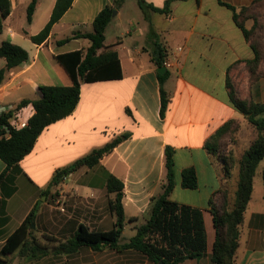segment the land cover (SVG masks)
Masks as SVG:
<instances>
[{"label":"crops","instance_id":"0c3cea01","mask_svg":"<svg viewBox=\"0 0 264 264\" xmlns=\"http://www.w3.org/2000/svg\"><path fill=\"white\" fill-rule=\"evenodd\" d=\"M115 1L75 0L54 25L47 41L35 44L31 37L48 24L57 0H38L30 24L27 22L30 3L10 0L11 12L3 21L0 45L11 41L28 52L29 60L5 73L0 86V105L17 108L23 100H37L41 97L40 85L71 86L70 76L56 57L86 51L90 42L73 39L62 46L58 42L75 32H92L95 18ZM142 1L162 12L149 8L143 11L139 0H123L105 33V46L119 55L122 78L82 83L73 114L48 126L32 152L19 163L21 172L16 177V192L9 198L0 192V203L6 199L5 216L1 215L0 207V251L37 204L40 207L37 223L44 233L61 241L73 238L81 225L91 231L112 230L116 218L109 212L106 190L110 176L124 184L122 203L126 222L122 237L128 228L135 232L134 227L148 219L152 199L162 193L166 182L165 150L170 147L174 151L176 174L169 199L201 209L207 233V253L180 264H214L211 256L216 231L208 206L210 202L222 206L224 194L231 201L237 181L234 190L227 186L223 171L217 170L218 165L205 145L227 122L239 120L229 101V69L240 61L254 59L250 45L233 20V12L220 3L234 7L237 12L254 5L262 17L264 7L257 5L259 0H174L169 6L170 0ZM252 26L253 21L246 23L247 29ZM235 28L241 32L244 45L232 42L238 37ZM157 45L163 49L164 63L172 64L166 71L169 76L164 84L169 98L164 118L159 68L153 60ZM5 64L0 59V70ZM17 113L22 120H28L35 110L30 105ZM122 135L129 137L97 166L81 168L48 191L47 197L43 196L57 171ZM6 168L0 160V174ZM190 168L198 176L199 186L195 190L182 187L181 173ZM57 195L58 208L51 205ZM253 195L254 191L241 227L236 264H264V193L256 199ZM12 224L15 226L11 230ZM83 250L88 254L100 253L82 248L73 255L59 256L70 258L81 255ZM115 253L108 264H153L135 251ZM82 258L76 264L98 263L97 257L94 261Z\"/></svg>","mask_w":264,"mask_h":264},{"label":"trees","instance_id":"16d2710c","mask_svg":"<svg viewBox=\"0 0 264 264\" xmlns=\"http://www.w3.org/2000/svg\"><path fill=\"white\" fill-rule=\"evenodd\" d=\"M75 0H57L50 21L37 35L31 37L35 44H42L49 38L52 29L65 13L72 7ZM174 0L168 2V6ZM123 3L116 0L113 6H106L95 18L93 31L90 33L75 32L72 37L59 41L62 46L73 39H87L90 47L86 51L78 50L56 57L60 65L65 69L72 80L71 86H47L40 85L41 97L37 100H23L16 110L27 106H33L35 113L29 119V126L25 129H11V137L5 138V127H9V120L14 112H9L0 117V160L6 165V171L0 174V192L5 198H9L16 192V177L21 172L18 165L28 156L39 136L51 124L63 120L73 114L80 98L82 83H94L99 81L119 80L122 78L121 63L117 51L105 46L106 30L113 20V13ZM38 0H31L27 7V22L30 24L37 7ZM141 9L147 8L162 12L151 6H146L139 0ZM233 12V20L241 29L245 40L249 43L254 59L247 64L258 66L262 58L261 52L252 40V28L258 26L262 15L257 13L255 6L237 10L224 3ZM264 7V0H259L257 5ZM10 0H0V33L3 31V21L10 15ZM253 21L251 29L246 28V23ZM0 59L5 61V68L0 70V86L3 84L5 73L25 64L29 60V54L22 47L4 41L0 45ZM153 60L158 68L163 67L164 52L160 45L156 46ZM230 71V69H229ZM254 71L251 70V75ZM169 72L160 75L161 85V117H165L169 98L164 88ZM229 101L232 107L239 112L248 123L256 130V137L245 150L239 160V168L236 175L237 190L230 201L224 194V202L218 207L210 202L208 210L212 215L216 231V239L213 246L211 260L214 264H236V256L240 245L241 227L245 219V213L254 191V178L260 163L264 160V102L243 100L239 97L230 76L227 78ZM236 120H230L222 126L206 143L205 148L213 159L221 165L226 177L231 179L236 168V157L229 152L221 154L222 142L231 132V127ZM129 136L122 135L115 138L100 149L94 150L89 155L77 160L72 165L57 171L48 188L43 193L47 197L48 191L62 184L63 180L83 167L93 168L100 161ZM174 151L167 147L165 150L166 182L162 193L151 201L148 219L135 227L136 233L126 242H122V233L125 227V213L123 208L124 184L114 176L107 179L106 190L109 195L108 209L115 216L116 222L112 230L107 232L91 231L81 225L74 237L67 241L43 234L42 242L32 229L39 211V205H35L23 223L5 240L0 251V264L6 262V258L17 255L26 259L29 263H36L51 255H73L82 248H90L95 252H102L109 248L117 253L135 251L147 258L153 264H180L187 260H196L207 253V233L203 211L187 205L173 202L169 199L175 187ZM214 161V160H213ZM182 187L188 190L198 188V176L195 169H185L181 173ZM264 187V170L262 172ZM6 199L0 203L1 215L5 216ZM131 219L130 222H134ZM6 222V219H4ZM53 244V245H52ZM52 245V246H51Z\"/></svg>","mask_w":264,"mask_h":264},{"label":"rangeland","instance_id":"374dc122","mask_svg":"<svg viewBox=\"0 0 264 264\" xmlns=\"http://www.w3.org/2000/svg\"><path fill=\"white\" fill-rule=\"evenodd\" d=\"M30 1L31 0H26V2H29V3ZM261 13H263V17L259 19L258 26H255L254 28H252L253 30L251 34L252 40L256 43V45L258 46L261 52L262 58L260 60L259 65L255 66V65L247 64V62L251 60L240 61L239 63L231 67L229 71V76L231 78V81L239 97L243 100L253 101V102H264V95H263L264 93V12H261ZM235 33H238V37H234V39H232V42L243 44L244 40L242 38L241 32L235 28ZM213 70H214V74H216V69L214 68ZM251 70L254 71L253 75H251ZM236 117L239 120H237L236 123L231 127V132L227 135L225 141L222 142L223 144L221 147L222 155L224 154L226 155L227 153L231 152L234 154L237 160L236 168L233 170V173L235 176L229 179L228 177H226L225 173L223 172V179L227 182V186L230 187V189L232 190H234V188L236 187L235 177L237 175L238 168H239V160L242 157L245 150L249 148L251 142L257 135L256 130L248 123V121L240 113L237 112ZM213 160L215 164L218 165L217 170L223 171L221 165L217 162V158ZM263 170H264V160L260 163L257 169V172H256L255 179H254V195L253 196L255 199L261 197L262 194L264 193L263 180H262ZM58 200H59V195H57V199L51 205H53V207L58 208V206L60 205ZM259 201L260 199H258V202ZM14 226L15 224H12L11 230L14 228ZM133 226H136V225H133ZM32 229L35 230L34 234L42 242H45L42 239V235L44 233L43 229L37 223V221H35L34 228ZM134 230H135V227H134ZM135 233H136V230L134 232L133 230L128 228L122 237V242H126L128 238L130 236H133ZM44 234L49 235L47 233H44ZM82 256H83L82 259H85L86 261H94L98 258L97 264H108V261H112L113 258L116 256V253L111 250H104L100 253H93V254L89 253L88 254L87 252L83 250L81 255H78V256L76 255L70 258H65L64 256L51 255L47 258H44V260H42L38 264H76L77 262L80 261L79 259ZM4 264H27V262H26V259L20 258L17 255H13V256L7 257L6 262Z\"/></svg>","mask_w":264,"mask_h":264},{"label":"built area","instance_id":"2783aa9c","mask_svg":"<svg viewBox=\"0 0 264 264\" xmlns=\"http://www.w3.org/2000/svg\"><path fill=\"white\" fill-rule=\"evenodd\" d=\"M179 51H182V48L179 49ZM164 67L166 69H169L172 67V64L169 61H165ZM9 112H14V116L10 118L9 120V127H5L4 129L6 130L5 138L9 139L11 137V132L10 128L21 130L25 129L29 126V119L28 120H22L20 118V115H18V110L12 106H4L0 105V117L4 116L5 114Z\"/></svg>","mask_w":264,"mask_h":264},{"label":"water","instance_id":"95a60500","mask_svg":"<svg viewBox=\"0 0 264 264\" xmlns=\"http://www.w3.org/2000/svg\"><path fill=\"white\" fill-rule=\"evenodd\" d=\"M116 13H117V12L114 11V13H113V17L116 16ZM166 71H167V69H166L165 67H162V68H159V69H158V73H159L160 75H165ZM32 228H34V224H32ZM160 264H162V263H160Z\"/></svg>","mask_w":264,"mask_h":264}]
</instances>
